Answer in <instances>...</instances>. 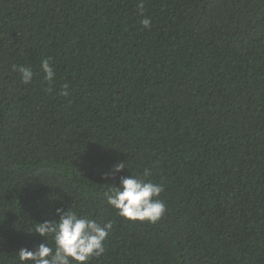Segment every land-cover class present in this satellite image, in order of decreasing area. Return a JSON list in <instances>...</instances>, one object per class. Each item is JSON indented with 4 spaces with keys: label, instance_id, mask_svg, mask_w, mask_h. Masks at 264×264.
Segmentation results:
<instances>
[{
    "label": "trees",
    "instance_id": "16d2710c",
    "mask_svg": "<svg viewBox=\"0 0 264 264\" xmlns=\"http://www.w3.org/2000/svg\"><path fill=\"white\" fill-rule=\"evenodd\" d=\"M137 3L0 0V264L71 206L113 223L89 264H264V0ZM131 174L164 186L156 223L107 204Z\"/></svg>",
    "mask_w": 264,
    "mask_h": 264
},
{
    "label": "clouds",
    "instance_id": "9594fccd",
    "mask_svg": "<svg viewBox=\"0 0 264 264\" xmlns=\"http://www.w3.org/2000/svg\"><path fill=\"white\" fill-rule=\"evenodd\" d=\"M137 8L142 15L145 0H138ZM140 23L144 28H149L151 20L144 18ZM12 70L19 72L23 84L28 85L32 82L34 72L31 67L13 65ZM41 71L47 82L51 83L54 80L55 73L49 60L41 61ZM68 87L67 84L63 85V91L59 94L67 97ZM125 168L124 162H118L112 172L120 173ZM143 175L149 176L150 171L146 169ZM102 179H114V176L106 173ZM108 187L110 190L105 193L107 204L126 220L156 223L166 213V205L159 199L165 190L160 183L131 174L120 177L118 187L115 185ZM56 215L59 217L58 220L34 223V227L28 230L29 234L34 232L45 238L46 242L33 250L21 248L18 253L20 264H89L91 259L104 254L105 241L113 228L111 221L101 224L95 219L78 216L72 210V206L67 211L57 208ZM48 236L52 237L54 247L49 246L46 239Z\"/></svg>",
    "mask_w": 264,
    "mask_h": 264
}]
</instances>
